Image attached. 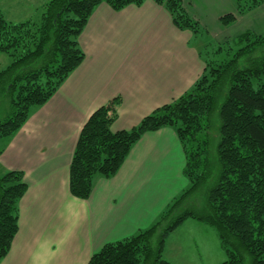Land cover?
<instances>
[{"label":"trees","instance_id":"trees-1","mask_svg":"<svg viewBox=\"0 0 264 264\" xmlns=\"http://www.w3.org/2000/svg\"><path fill=\"white\" fill-rule=\"evenodd\" d=\"M145 1L50 0L37 20L20 23L7 21L0 11V54L11 60L0 72V89L10 97L13 115L0 124V139L16 133L30 110L45 104L83 61L77 40L98 5L119 11ZM152 1L168 11L177 29L194 36L205 33L183 0ZM233 1L238 16L264 6V0ZM235 20L226 14L219 22L229 26ZM234 43L232 54L229 45L214 52L225 51L226 60L204 61L203 73L189 92L132 129L111 131L115 100L83 124L69 165L74 198L88 199L96 176L113 177L141 136L162 128L172 129L183 148L187 180V188L150 227L104 245L88 264H170L163 258L166 240L188 219L214 230L225 255L220 264H264V35L245 31ZM214 114L218 125L212 133ZM212 174L202 205L178 211ZM26 189L21 172L0 176V263L17 234V203Z\"/></svg>","mask_w":264,"mask_h":264},{"label":"crops","instance_id":"crops-1","mask_svg":"<svg viewBox=\"0 0 264 264\" xmlns=\"http://www.w3.org/2000/svg\"><path fill=\"white\" fill-rule=\"evenodd\" d=\"M234 5L183 0L187 13L216 37L221 14L237 21ZM195 38L203 35L177 29L152 0L119 11L102 3L93 10L77 40L83 61L45 104L30 110L0 150V174L21 172L27 187L17 203V234L0 264H88L104 245L150 227L187 188L185 154L170 128L143 134L113 177L93 179L86 200L69 192V165L83 124L98 108L115 100L111 131H127L191 90L205 65ZM204 227L184 221L168 236L163 258L174 264L169 240L183 231L193 243L186 250L192 257L182 242L175 264H206ZM212 253L217 259L208 264L225 260L214 244Z\"/></svg>","mask_w":264,"mask_h":264},{"label":"rangeland","instance_id":"rangeland-1","mask_svg":"<svg viewBox=\"0 0 264 264\" xmlns=\"http://www.w3.org/2000/svg\"><path fill=\"white\" fill-rule=\"evenodd\" d=\"M50 0H0V11L5 17L7 21H10L12 23H20L28 20H37L40 15L42 14L44 10V6L49 2ZM235 6V5H234ZM229 6H227L228 8ZM228 11V10H226ZM229 12H224V14H221L222 16L228 14ZM220 24V23H219ZM215 27V26H214ZM219 27V26H218ZM220 35L218 34L216 36H212L211 34H208L205 32L203 34V38H195L194 44L196 45L197 49L199 50L202 58L206 61H222L226 60V52L223 51L219 54H214L216 48L221 46H230L232 48L230 54H232L233 51L236 49V45L234 43V40L242 34L245 31H251L257 35H264V6H262L259 9H256L250 13H248L245 16H238L237 15V21L235 20L234 23H232L229 26H222L220 24ZM213 31V29H212ZM11 60L9 57L5 54H0V72L3 71L7 66L10 64ZM12 115V108L10 103V97L7 96V94L4 92L3 89H0V124L6 121L9 117ZM213 128L212 133L215 132L218 122L217 117L214 114L213 116ZM7 138L0 139V150L3 148L4 140ZM215 142V141H212ZM213 143H211V146ZM213 166V174L216 172V164H215V152L210 151L209 152ZM8 173V172H7ZM6 174V173H4ZM4 174H0V176H3ZM212 174V177L209 178L206 184H204L200 191H198L196 194L190 196L184 203H181L178 207V211L184 210L186 207H200L203 202L204 198V191L207 189L209 185H212L214 181V176ZM204 232L208 231V235H204V238L208 240V249L202 253L203 260L206 264H208V259L210 262H215V259H217V254L212 253L213 244L214 246H217L220 256L224 258V253L219 247V244L217 242L216 236L214 231L211 228L204 227ZM183 231H176L175 235H172L171 241L169 240V246L174 243L172 246L168 247L173 248V258L175 257L176 260L174 264L178 260L177 256V247L183 242L185 245L183 247V253L187 257L188 253H186L187 247L193 248V243H189L190 238L189 235L186 232ZM175 255V256H174ZM165 256V255H164ZM167 256V255H166ZM191 256V255H190ZM168 258H171L170 256H167ZM192 257V256H191Z\"/></svg>","mask_w":264,"mask_h":264}]
</instances>
